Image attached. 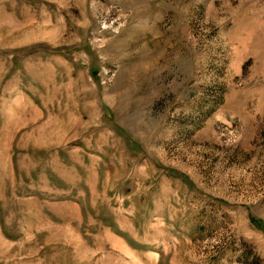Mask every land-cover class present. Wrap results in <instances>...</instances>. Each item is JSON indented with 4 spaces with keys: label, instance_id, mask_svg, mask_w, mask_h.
Here are the masks:
<instances>
[{
    "label": "rangeland",
    "instance_id": "obj_1",
    "mask_svg": "<svg viewBox=\"0 0 264 264\" xmlns=\"http://www.w3.org/2000/svg\"><path fill=\"white\" fill-rule=\"evenodd\" d=\"M0 264H264V0H0Z\"/></svg>",
    "mask_w": 264,
    "mask_h": 264
}]
</instances>
